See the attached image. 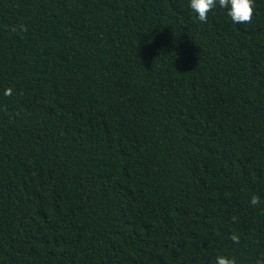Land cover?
<instances>
[{"label": "trees", "instance_id": "16d2710c", "mask_svg": "<svg viewBox=\"0 0 264 264\" xmlns=\"http://www.w3.org/2000/svg\"><path fill=\"white\" fill-rule=\"evenodd\" d=\"M189 4L0 0V264L264 260V0Z\"/></svg>", "mask_w": 264, "mask_h": 264}, {"label": "clouds", "instance_id": "9594fccd", "mask_svg": "<svg viewBox=\"0 0 264 264\" xmlns=\"http://www.w3.org/2000/svg\"><path fill=\"white\" fill-rule=\"evenodd\" d=\"M190 9L197 15L201 22H206L209 12L213 11L217 7L221 9H227V15L234 23H251L254 16V0H190ZM13 32H27V28L21 24L19 26H13L11 28ZM5 96H11L13 91L11 88L5 89ZM250 203L252 206H257L261 203L259 196L253 195ZM235 222L238 218L236 216L231 217ZM231 240L235 243H239V236L233 234ZM216 264H237L234 257L227 255H218L216 257ZM257 264H264V260L257 261Z\"/></svg>", "mask_w": 264, "mask_h": 264}]
</instances>
